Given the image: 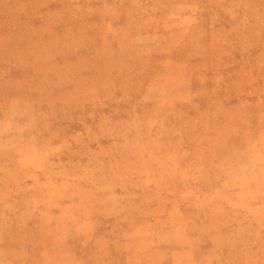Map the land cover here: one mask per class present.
<instances>
[{"label": "rangeland", "instance_id": "obj_1", "mask_svg": "<svg viewBox=\"0 0 264 264\" xmlns=\"http://www.w3.org/2000/svg\"><path fill=\"white\" fill-rule=\"evenodd\" d=\"M0 264H264V0H0Z\"/></svg>", "mask_w": 264, "mask_h": 264}]
</instances>
